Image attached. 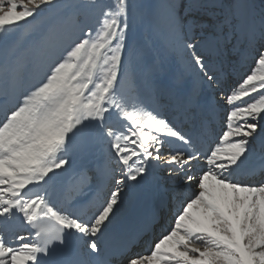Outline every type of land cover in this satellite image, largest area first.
I'll return each mask as SVG.
<instances>
[{
  "label": "snow or ice",
  "instance_id": "snow-or-ice-1",
  "mask_svg": "<svg viewBox=\"0 0 264 264\" xmlns=\"http://www.w3.org/2000/svg\"><path fill=\"white\" fill-rule=\"evenodd\" d=\"M56 3L0 0V46L8 44L13 28ZM128 17V0L101 8L94 26H74L79 34L58 56L57 45L49 44V58L27 82L19 59L0 60V264H44L73 234L86 247L71 264H111L96 238L111 222L123 187L142 177L149 164L197 190L179 199L147 252L128 256L126 264H264V180L244 182L234 176L250 139L264 132L259 124L264 120V44L252 70L230 94H222L224 129L205 148L140 98L125 64L133 56L126 45ZM190 24L175 0L159 5L156 27L173 47L187 50L192 65L213 81L197 43L186 39ZM245 25L241 14L235 30L254 43L256 32ZM259 39L264 41V19ZM86 133L108 143L120 176L113 170L114 188L98 204L58 206L54 177Z\"/></svg>",
  "mask_w": 264,
  "mask_h": 264
},
{
  "label": "rangeland",
  "instance_id": "rangeland-1",
  "mask_svg": "<svg viewBox=\"0 0 264 264\" xmlns=\"http://www.w3.org/2000/svg\"><path fill=\"white\" fill-rule=\"evenodd\" d=\"M114 2L115 0H97L95 5H91L88 0H57L54 7L43 8L39 15L28 18L27 22H21L20 26L13 28L8 44L0 46V57L7 56L10 53L11 57L14 56L15 59L23 60L27 56L30 57V54H25V51H28L31 46L35 45V49L39 48V50L43 48L40 43H44L46 38L51 41L63 38L67 43L74 35L79 34L78 31L74 32L75 25L83 26L87 24L90 27L94 26L100 9L111 6ZM162 2L163 0H128L129 29L126 33V45L133 51V56L131 62L129 63L126 59L125 64L129 73L136 75V77L139 73L150 75L153 67L157 69V72L162 73L165 70V68L161 69L162 66H166L167 70L171 72L169 78L173 79L175 76H180L178 70H176L175 55L173 56L172 48L168 49L166 46L168 39L164 32L156 27L159 5ZM175 3L185 23L191 21V24L185 30V35H192L189 42L197 43V54L202 55L200 50L206 49V47L208 49L211 46V41L219 37V40L227 49H232L229 54L231 58L224 61V64L228 66L231 60L236 59L238 61L239 56L242 54L244 56L245 52L252 51L254 57L252 61L248 62L249 66L242 76L245 77L252 70L257 49L264 44V41L258 39L261 21L264 19V0H175ZM238 4L239 8L237 7ZM241 14L246 21V30L253 29L256 32L257 39L254 43L249 42V38L245 33L235 30L238 17ZM228 20L231 21V24L227 22ZM228 41H231V46L227 44ZM36 44H40V47H37ZM236 50L238 52L235 54ZM187 53L189 52L187 51ZM187 53L186 57L188 60L190 59V64L192 61L191 55ZM221 55H223L222 51ZM249 56H253V54ZM30 59L31 69L33 67V70L37 69L40 63L38 59L35 57H30ZM21 60L19 61L21 62ZM246 64L247 61L244 65ZM240 68L242 67H238V70L242 71ZM181 72L186 74L193 71L191 68H186ZM182 76L184 79V75ZM139 81V78L135 79V84H138ZM169 81L167 80V82ZM230 83L233 87V82ZM168 85H173V82L168 83ZM202 88L204 89L203 92L207 94L209 85L203 84ZM225 91L229 93L226 88ZM261 122L262 120H260V125ZM84 138L89 140L91 135L86 133ZM77 140L79 139L77 138ZM100 141L104 146L108 144L105 140L101 139ZM249 144H251V141ZM93 149H95L91 151L93 157L88 160H92L98 155V147Z\"/></svg>",
  "mask_w": 264,
  "mask_h": 264
},
{
  "label": "bare ground",
  "instance_id": "bare-ground-1",
  "mask_svg": "<svg viewBox=\"0 0 264 264\" xmlns=\"http://www.w3.org/2000/svg\"><path fill=\"white\" fill-rule=\"evenodd\" d=\"M191 36L192 35H186V39L190 40ZM68 41H70V40H68ZM68 41H67V43H68ZM67 43L65 42V40H63V38L56 39V41H54V40L51 41V40H48L46 38V39H44V43L43 42L40 43V44L43 45V48H41L40 50H39V48L35 49V47H34L35 45H33V46H31L29 48L28 51H25V54L27 53L28 55L30 54V57L37 58L38 62H40L39 65H41L42 62L45 59L49 58V55H50V51H49V48H48L49 44H56L57 45L56 48H55V55L58 56L59 52H60V49L65 47V46H67L66 45ZM40 44L39 45L36 44V46L40 47ZM166 46H167L168 49L172 48L173 56L175 55V65L177 67L176 70H178V73L180 74V76H178V77L175 76V77H173V79L169 78L171 72L169 70H167L166 66L165 67L164 66L161 67V69L165 68V70L162 73L157 72L155 69H153V71L150 73V75H145V74H140L139 73L138 77H136V75L130 73V74H132L134 76L135 79H138V78L140 79V82L138 84H136V86L138 88L140 98L145 102V104L150 106V105H152V103L154 101H156L155 105L157 107H159L161 105V108H162V111H160L161 115L167 117L169 120H173L174 118H176L179 115V113H180V116L182 118L186 117L188 102H185V101L181 100L180 97L175 99V95L174 94L176 92L175 91L176 87H180L187 80L189 81V84H188V82H186L184 86L183 85L181 86V89L183 90L184 87L190 88L191 96H193L195 98L198 97V96H199V98H202V97H200L202 95H205V97H209V98H212L213 95L215 97H220L221 98L222 94H224V95L229 94L227 91H225V87L223 86L224 78H223L222 75H221L222 78L213 76L214 80L211 81V83H210L202 72H200L194 66L192 67L191 62L189 64V60L190 59L188 60L187 57H186L187 50H181V49L175 48V47H173L170 44L169 41L166 44ZM206 49H207V47H206ZM201 51H205V49L204 50L202 49ZM187 54L189 55V53H187ZM203 54L205 56H209L210 51L206 50L205 52H203ZM215 54L217 55L218 52L216 51ZM222 54L224 55L223 51H222ZM220 55H221V52H220ZM30 57L27 56V57L23 58V60L20 59L21 63L23 65H25V66H27L29 64L32 65L31 62H30L31 61ZM51 58H54V57H51ZM205 65H207V63ZM186 68H191V70L193 72H188L186 74L181 72V71H184ZM211 69H214L215 73L220 71V69H216V68H213V67ZM32 71L33 70H28V69L25 70L24 79H26V77H29V79H30ZM239 73H243V68H242V71H239ZM151 75H153V76H151ZM182 75H184L185 80L182 78ZM231 77L233 79H235L236 77H239V76H236V75L234 76L233 74H231ZM167 80L168 81L170 80L169 82H173V85H175V86L168 85L167 87H164V89H162L161 84L162 83L166 84ZM221 81H223V82H221ZM203 84L204 85H206V84L209 85L208 92H206L207 94H205L203 92V90H204L202 88ZM213 85H215L214 87L218 91H215L214 89H212ZM170 86L174 87L172 93H168L166 91V89L168 87H170ZM158 93H159V95L157 96L156 94H158ZM163 95L165 97L170 98V100L169 101L165 100V98H163ZM171 98H174L175 101H173ZM220 100H222V98ZM161 101H164V103L161 102ZM261 125L264 126V120H262ZM260 134L254 135L250 139L251 143H252V141H253V144L255 142H257V141H264V132L262 133V135H260ZM79 140L83 141V142L80 143L82 149L79 152H77V151L75 152L74 150H72V152H70L71 153V155H70L71 159L80 158V159L77 160V162L83 163L84 161L88 160V154H87L88 150H86V149L89 148V150H90V149H93V148H96V147H98V152H97L98 155H96L94 157V159H96V158L100 159V157H101L103 160L108 161V162H109V160L113 159L109 155V146H108V144H105V146L102 145V142L100 141V139L98 137H94V136L91 135V139L89 141H86L85 138H84V135H83V136L79 137ZM250 146H251V144L248 145V148ZM77 153L79 154L78 156H76ZM94 159L87 161L89 163V165H91V163H95ZM96 162H99V161H96ZM156 173H162V175H163V177L165 179H171V176L163 168H156ZM61 176H63V178H66L69 175H67L66 173H59L57 176L54 177L53 183L56 184L61 179ZM111 176L112 175H110V179H111ZM116 176L117 177L120 176V170L118 171V174H116ZM144 184H146V176H145V174L142 177L138 178L137 181H129L128 185L126 184L123 187L122 193L125 194V195H127L129 193L130 197H133V199H135L136 195L138 194L140 189L144 186ZM110 186H111V188H114L113 182H111ZM129 186L132 187L133 191H129L128 190ZM128 205H130V203H125L123 201L120 202L116 206L114 214L110 217V221L111 222L115 221L123 213L122 212V208L123 207H127ZM106 223H108V222H106ZM110 223H108V224H110Z\"/></svg>",
  "mask_w": 264,
  "mask_h": 264
}]
</instances>
